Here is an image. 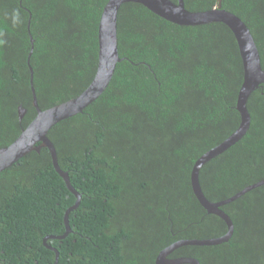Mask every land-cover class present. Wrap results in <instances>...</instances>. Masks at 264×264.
Returning a JSON list of instances; mask_svg holds the SVG:
<instances>
[{"label": "trees", "instance_id": "16d2710c", "mask_svg": "<svg viewBox=\"0 0 264 264\" xmlns=\"http://www.w3.org/2000/svg\"><path fill=\"white\" fill-rule=\"evenodd\" d=\"M107 1L0 0V147L37 114L29 10L34 85L46 109L79 95L92 81ZM218 3L185 0L194 11ZM222 6L248 25L264 68V0H222ZM14 10L20 13L17 23ZM118 46L127 58L117 63L105 91L48 132L60 166L81 194L69 214L68 234L47 238L59 252L58 264H156L158 253L177 240L228 230L197 199L191 171L241 122L236 104L244 69L235 34L222 22L179 25L127 2L118 13ZM20 105L27 109L21 120ZM247 107V133L200 170L212 201L264 179V83ZM76 201L47 147L0 172V264H55L56 253L44 238L67 231L64 215ZM222 208L235 226L229 241L184 245L170 257L264 264V184Z\"/></svg>", "mask_w": 264, "mask_h": 264}, {"label": "water", "instance_id": "95a60500", "mask_svg": "<svg viewBox=\"0 0 264 264\" xmlns=\"http://www.w3.org/2000/svg\"><path fill=\"white\" fill-rule=\"evenodd\" d=\"M127 2L141 3L155 14L179 25H200L222 22L233 31L239 45L244 76L238 93L236 108L241 114V122L226 139L203 153L195 161L191 171V184L197 199L208 213L216 214L224 219L228 230L225 234L217 237L177 240L163 248L156 258V264H201L200 260L195 257H170V254L175 249L184 245H218L229 241L234 233L235 226L231 216L222 207L241 197L248 191L264 184V179H262L247 185L228 198L212 201L206 196L200 183V170L202 166L237 143L247 133L251 125V114L247 107L248 99L251 93L264 83V68L261 62L260 51L250 28L239 15L225 9L222 6V0H219V3L210 9L198 11L188 9L185 5V0H178L177 2L173 0H108L102 11L99 23L98 65L92 81L79 95L46 109L40 107L34 85V69L31 65V56L34 51V38L30 31L32 12L29 10L28 29L30 32L31 50L28 55V64L30 68V86L33 95V104L37 110V114L12 143L0 147V172L19 161L30 151H40L42 147L49 149L55 170L64 179L68 189L77 197L76 203L69 207L64 215L67 231L62 235H49L44 238V244L55 251V264H58L59 252L56 247L47 244V238L60 239L68 234L70 231L69 214L79 205L81 194L73 186L69 173L60 166L56 147L49 138L48 132L60 121L82 113L86 107L93 103L110 84L117 63L127 58L120 56L118 46V13L120 7ZM20 3H22V0H20ZM18 110L21 120L27 112V109L23 105H20Z\"/></svg>", "mask_w": 264, "mask_h": 264}, {"label": "clouds", "instance_id": "9594fccd", "mask_svg": "<svg viewBox=\"0 0 264 264\" xmlns=\"http://www.w3.org/2000/svg\"><path fill=\"white\" fill-rule=\"evenodd\" d=\"M12 20H13V23H17L19 20H20V13L18 10H14L13 13H12ZM0 43H3L2 40H0Z\"/></svg>", "mask_w": 264, "mask_h": 264}]
</instances>
